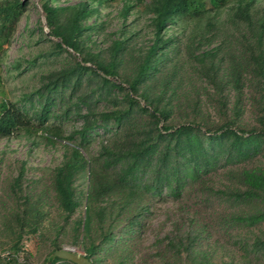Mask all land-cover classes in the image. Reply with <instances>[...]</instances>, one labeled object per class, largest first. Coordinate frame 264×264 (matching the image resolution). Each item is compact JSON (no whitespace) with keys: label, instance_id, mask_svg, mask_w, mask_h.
<instances>
[{"label":"trees","instance_id":"obj_1","mask_svg":"<svg viewBox=\"0 0 264 264\" xmlns=\"http://www.w3.org/2000/svg\"><path fill=\"white\" fill-rule=\"evenodd\" d=\"M56 1L43 0L40 8L57 39L54 55L66 52L68 59L41 73L19 103L0 100V139L41 130L46 142L64 140L66 152L46 177L31 181L42 182L39 192L22 188L21 173L7 183L0 247L11 252L0 256V264H29L18 259L23 235L44 236L43 230L55 228V237L63 236L70 222V243L79 244L91 264L111 254L121 263L141 237L152 205L163 198L179 202L186 194L194 195L196 207L222 204L217 227L205 218L194 229L166 236L165 251L172 252L159 264H201L196 239L221 228L236 234L231 244L242 258L264 263V3ZM117 1L123 16L149 15L152 38L133 58L134 34L119 33L102 49L87 45L91 31L102 30L104 22L83 23L99 14L102 3ZM26 4L0 1V60ZM168 28L172 32L165 34ZM124 63L133 64L127 69ZM245 88L254 90L247 101L255 103L252 124L242 122ZM96 129L98 149L91 153ZM214 176L223 182L209 184ZM47 199L60 225L43 210ZM49 222L56 225L47 227ZM240 230L249 235L240 236ZM49 245L43 264H73L56 257L47 263L61 249L56 240Z\"/></svg>","mask_w":264,"mask_h":264},{"label":"rangeland","instance_id":"obj_2","mask_svg":"<svg viewBox=\"0 0 264 264\" xmlns=\"http://www.w3.org/2000/svg\"><path fill=\"white\" fill-rule=\"evenodd\" d=\"M42 1L27 0L24 11L14 25L9 46L0 60V100L19 103V98L23 92H28L38 85V77L41 73L58 67L68 59L66 52H59L58 55H54L58 52L54 46L57 39L48 33V27L40 8ZM78 1L58 0L54 4L69 5ZM263 3L264 0L257 1L258 5ZM121 7V1L109 4L102 3L99 6V14L91 16L83 23L85 26H89L93 23L104 22L102 30L91 31L90 42L87 45L93 43L98 49H102L108 44L109 39L116 38L119 33H124V36L134 34L130 45V47L133 46L131 53V58H133L135 54L146 47L152 38V26L149 15L130 11L123 16L120 13ZM121 29L124 30L121 31ZM171 32L172 30L168 28L165 34ZM14 62L20 63L18 69L13 67ZM131 64L133 63H124L123 67L130 69ZM127 69L124 68V71ZM251 94H254V90L245 88L244 103L246 104L242 122L247 124H252L251 117L255 104L248 105L247 101ZM79 124V121L74 122L75 127H78ZM96 131L98 134L100 129H96ZM100 134L91 133L92 140L88 147L89 152L95 153L98 149L96 140ZM65 152L64 140L53 144L46 142L41 130L36 131L35 134L21 130L8 138L0 139V207L9 202V198L6 197V185L12 178L21 173L22 188L39 192L42 182L31 183V181L46 177L52 168L61 163ZM222 182L221 178L215 176L208 181L214 186L220 185ZM33 185L35 186L32 188ZM47 201L49 204L48 206L45 205L43 210L48 212L49 219H54L52 222L60 225L56 217L55 207L51 205V199H47ZM194 201L197 202L193 194H186L183 200L179 202L170 198H163L154 203L141 237L127 247L128 249L124 252L126 255L124 260L118 263L116 257H112L111 254L106 256L102 264H159L161 259L169 257L172 252L170 250L169 252L165 251L167 247L165 244L166 236L171 237L174 234L184 233L188 229H194L196 222L205 218H209L211 228H216L215 223L218 221L216 216L223 211L222 204L219 205L215 201L201 202L196 207ZM197 211L199 214L196 213ZM76 213L77 216H81L83 209L78 208ZM187 218H191L192 221L189 222ZM56 224L51 226L50 222L46 223L47 227L50 226V228ZM71 225L70 222L65 226L66 232L63 236L57 235L55 237V228L52 231H49L50 229L43 230L44 236H40L38 232L24 234L20 242L18 259L25 258L29 264H43L44 256L50 246V239L59 242L61 249L84 254L79 244L70 243L75 240L71 234ZM209 232L202 237L199 236L195 241L196 248L200 252L201 264H264L258 263L250 257L247 259L241 257V253L231 244V237L236 235L235 233L223 231L222 228L215 230L214 233L210 229ZM238 233L240 236L249 235L246 230H240ZM9 251L11 252L6 245L0 247V256L6 255Z\"/></svg>","mask_w":264,"mask_h":264},{"label":"water","instance_id":"obj_3","mask_svg":"<svg viewBox=\"0 0 264 264\" xmlns=\"http://www.w3.org/2000/svg\"><path fill=\"white\" fill-rule=\"evenodd\" d=\"M55 257L63 260H68L73 264H91L90 260L85 257L84 254L73 252L67 249H59L52 251L47 257V263Z\"/></svg>","mask_w":264,"mask_h":264}]
</instances>
